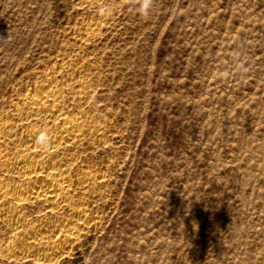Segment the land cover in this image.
<instances>
[{
    "label": "rangeland",
    "instance_id": "obj_1",
    "mask_svg": "<svg viewBox=\"0 0 264 264\" xmlns=\"http://www.w3.org/2000/svg\"><path fill=\"white\" fill-rule=\"evenodd\" d=\"M0 38V151L33 158L15 140L56 128L27 118L40 93L90 133L53 163L57 217L5 196L22 227L0 220V264H264V0H0Z\"/></svg>",
    "mask_w": 264,
    "mask_h": 264
},
{
    "label": "bare ground",
    "instance_id": "obj_2",
    "mask_svg": "<svg viewBox=\"0 0 264 264\" xmlns=\"http://www.w3.org/2000/svg\"><path fill=\"white\" fill-rule=\"evenodd\" d=\"M53 94L50 92L49 93L45 92V93L33 95L29 98L27 97L25 98L26 103H28V105L30 106H33L34 108L37 106L43 105L45 103L52 105V107L48 105L49 107H51L48 110L47 109L40 110L42 108L37 107L38 110L35 109L34 111H31L32 110L31 108L30 110L31 112L28 114L27 118L37 116L47 123L56 124V128H53L50 130L40 129V128L31 126V125L26 126L27 130H26L25 138L20 139L18 141H16L18 138L16 140L14 138L15 140L14 143H16L15 145L25 148L34 157L31 158L30 156L27 157L24 155L23 156L18 155V158L11 160V158H9L6 155L7 153L5 154L4 151L3 152L0 151V171L26 182V184L23 187L19 186L20 188L14 189V187L10 186L9 183H7L4 179L0 180V220L6 223H10L11 229L15 233L22 227V221L19 220L20 217L19 219H17V216L19 215L17 211L13 209L11 210L8 209L9 205L8 206L6 205L8 200L6 201L7 197L5 196L12 198L14 202L16 203L18 209L23 208L24 206H26V204H37L39 206L38 208L39 210L38 209L37 210L39 211V213L43 214L45 218L51 219L53 217H57L56 215L58 213L57 211L60 210L62 207H66L64 205H69V194H68L69 186L68 184L70 182H68V179H67L68 176L65 177L66 176L65 174H64L65 176H63L62 174H60L62 172L57 171L53 168V163L55 159L58 158L57 155H59L61 151L63 152L65 147L72 145L74 143L77 144V143L87 142L90 140L89 138L90 133H86V131H83V129H81L80 121L78 118L69 119V118H66L67 116L65 118H62L63 116L59 118L61 114L57 106L54 105V101L56 98H54L55 95ZM71 118H73V116ZM2 126L3 127L0 130V137L1 138H11L12 136V133L10 132L11 129L8 126H5V125H2ZM14 140L12 139V141ZM64 159H60L58 161L56 160L58 170L62 167L66 168L67 159L66 160ZM54 165L56 167V164ZM81 176H80V179H78L77 177L78 180L77 179L76 180L78 182L77 181H74V182H77L78 184L83 185L87 181H90V179L91 180L93 179V178H90L91 175L89 176L86 173H84L83 177ZM97 177L98 176L94 178H97ZM89 184L90 183H88V185ZM81 188L83 189V187ZM88 188L90 189V186ZM74 208L75 207H73V209ZM73 211L74 210H72V212ZM78 212L79 211H75L76 214ZM86 221L85 223H83L84 228L88 227L87 226L88 224L86 223ZM55 224L49 223L45 225L46 227L43 225V227H45L44 230L38 228L36 230L31 229L28 233L26 232L28 235H26L27 237L25 239L23 238L24 240L18 242L17 244L10 245L8 247L10 251L9 253H12V254L19 253V254L27 255V254H30L33 250L45 249L47 245H49L48 241L50 240V237L52 236L55 237V235L58 233L59 229H58L57 223ZM60 229H63V228L60 227ZM71 236L72 235H70V237ZM58 245L59 244H57V248H59ZM55 248L56 247H54V249ZM61 249L62 247L60 248V251H62ZM58 253H61V252H58Z\"/></svg>",
    "mask_w": 264,
    "mask_h": 264
},
{
    "label": "clouds",
    "instance_id": "obj_3",
    "mask_svg": "<svg viewBox=\"0 0 264 264\" xmlns=\"http://www.w3.org/2000/svg\"><path fill=\"white\" fill-rule=\"evenodd\" d=\"M152 4V0H139V7L142 12H148ZM2 39V38H0Z\"/></svg>",
    "mask_w": 264,
    "mask_h": 264
}]
</instances>
